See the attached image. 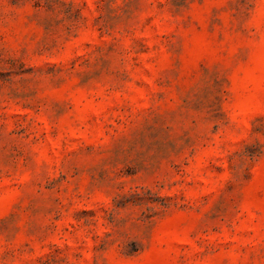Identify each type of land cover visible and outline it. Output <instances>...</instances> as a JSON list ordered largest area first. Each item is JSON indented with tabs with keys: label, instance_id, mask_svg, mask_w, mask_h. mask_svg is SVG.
<instances>
[{
	"label": "rangeland",
	"instance_id": "374dc122",
	"mask_svg": "<svg viewBox=\"0 0 264 264\" xmlns=\"http://www.w3.org/2000/svg\"><path fill=\"white\" fill-rule=\"evenodd\" d=\"M0 264H264V0H0Z\"/></svg>",
	"mask_w": 264,
	"mask_h": 264
}]
</instances>
